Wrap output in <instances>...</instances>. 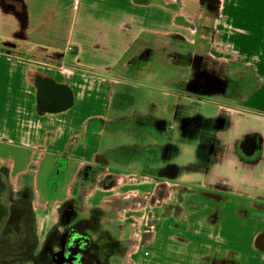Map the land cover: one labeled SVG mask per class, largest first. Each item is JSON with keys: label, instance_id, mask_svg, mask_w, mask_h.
I'll return each instance as SVG.
<instances>
[{"label": "crops", "instance_id": "crops-1", "mask_svg": "<svg viewBox=\"0 0 264 264\" xmlns=\"http://www.w3.org/2000/svg\"><path fill=\"white\" fill-rule=\"evenodd\" d=\"M124 1L127 9L115 14L110 0L103 8L84 11L82 0H0V163H7L14 177L31 171L46 175L60 158L68 159L73 170L99 156L107 159V152L115 149L104 144L116 133L113 122L125 115L112 114L115 95L126 93L131 79L127 65L135 55L130 51L142 38L138 34L150 32L131 33L130 2ZM260 1L256 10V0H217L214 10L202 14V53L208 67L216 70L219 84L201 97L202 109L214 106L198 114L214 122V142L210 147L205 141L200 178L194 184L176 179L174 186L179 188L173 190L165 179L152 176V183L145 177L138 187L129 188L132 183L119 182L123 172L130 171L120 169L113 171L107 195L98 199L101 192L92 193L100 201L127 191L151 203L153 228L159 230L149 248L155 252L153 264H264V0ZM38 50L52 56L44 59ZM170 82L173 92L165 90L164 96L172 106V129L179 127L180 119L196 114L187 102L178 109V82ZM247 139L255 142L252 152L243 147ZM40 191V203L58 198H48L42 183Z\"/></svg>", "mask_w": 264, "mask_h": 264}, {"label": "flooded vegetation", "instance_id": "flooded-vegetation-1", "mask_svg": "<svg viewBox=\"0 0 264 264\" xmlns=\"http://www.w3.org/2000/svg\"><path fill=\"white\" fill-rule=\"evenodd\" d=\"M200 1L202 14L216 8L217 0ZM185 27L198 39L188 40L178 34H170L173 41L176 40V54L172 59L176 65L189 70L192 76L191 82L188 81L183 88L203 96L216 91L219 84L214 68L208 67L207 57L202 53L200 43L206 29L202 23L197 29L192 25ZM192 43H195L197 51L188 48ZM143 51L140 49L138 55H133L127 65V76L131 79L139 77L140 70L153 59ZM127 115L122 117L120 123L123 133L131 134L132 139L142 143L130 142L127 146L118 147L122 149L123 159L126 157L124 153L132 151L134 155L131 158L142 163L145 169L123 174L121 182L138 186L145 181V172L151 176L174 178L178 165L172 160L161 165L170 148L177 147L168 121L150 112L143 116L134 115L133 119L127 118ZM182 124L180 126L179 123L180 131L184 128ZM204 124L199 122L198 126L203 127ZM168 132L167 139L163 138ZM207 132L197 137L201 140L199 147L203 146L204 139L211 136L205 138ZM146 133L160 139L154 144L145 145ZM110 151L113 154L114 150ZM142 154L143 157H140ZM109 163L110 159L99 156L92 163L70 170L68 159H58L54 169L46 174L48 182L44 184L48 198H58L41 203L38 200L43 181L40 183L39 173L31 171L27 175L14 177L9 165L0 163V264H132L130 254L136 253L135 250L131 253L129 237L124 239L115 235L104 215L106 211H112V198L95 201L92 194L95 190L108 192L111 187L114 170ZM154 164L156 167L149 170L147 166ZM95 186L98 189H93ZM125 194L130 195L127 191Z\"/></svg>", "mask_w": 264, "mask_h": 264}, {"label": "rangeland", "instance_id": "rangeland-1", "mask_svg": "<svg viewBox=\"0 0 264 264\" xmlns=\"http://www.w3.org/2000/svg\"><path fill=\"white\" fill-rule=\"evenodd\" d=\"M107 0H82V9H97L103 8ZM131 7L130 11V22L128 23L131 33L137 29H142L143 31H150L139 33L140 38L136 45L131 48V56L133 53L138 55L140 50L139 48L144 49L143 53H148L153 58L149 60V63L140 70L139 77H135L129 80V84L126 89V93L121 96V92H117L115 95V100L112 106V114H128L127 118L133 119L134 115H145V113L150 112L154 113L160 119H165L170 122V116H168L169 110L172 109L170 104L167 105L169 99L164 96V91L173 92L172 85L168 84L173 81L174 84L178 85L176 87L177 92H180V96L177 98L179 108L185 107L186 102L188 105H191L192 108L198 116L199 112L204 109L209 112L214 106L206 104L204 109L205 102L202 100L201 93H195L193 91H188L183 88L188 81L191 82V74L189 70L187 71L182 65H176L172 56L176 54V43L171 38L170 34H178V36H183L188 40H197L198 37H194L191 31H187L185 25L194 26L195 29L199 26V23H202V3L200 0H129ZM260 0H256L258 5H254L256 10L260 9ZM110 10L117 14L122 11L123 7L127 9L126 1L124 0H110L108 4ZM252 6L248 9H252ZM139 10V15L135 14ZM180 11V12H179ZM197 31L194 32L196 35ZM251 36L250 32H247ZM253 37H258L256 32H253ZM170 36V37H169ZM177 37V36H176ZM2 38V37H0ZM188 48L197 51L195 48V43L189 44ZM42 58L45 59L46 56H52V54L45 51H37ZM168 63V64H167ZM170 64V65H169ZM216 71V70H215ZM218 71V70H217ZM186 79V81H183ZM127 85V84H126ZM182 86V87H181ZM117 91L123 90V88H117ZM188 100V101H187ZM189 100H194L189 102ZM162 105V108H161ZM161 108V109H160ZM205 111V112H206ZM185 112V111H184ZM195 116V115H194ZM119 118L114 122V127L111 130L115 129L116 133H110L107 140L104 144H110L118 149H113L114 152L111 154V151H108V159L110 158V168L112 170L125 169L133 172H142L145 169L142 163L134 161L131 156L134 154L132 151L124 153L126 157L122 158V149L120 150L121 145L127 146L130 142L142 143V141H137L136 139L131 138V134H123V131L120 127L122 123V115L118 116ZM180 123V122H177ZM118 129L120 130L119 132ZM110 130V132H111ZM172 134L176 133L177 135L173 136V141L178 148V153L172 159L173 163L177 164V180L180 183L194 184L192 182L197 181L201 175V169L205 162V147L208 143H203V147H198V141L195 139L193 131H189L190 136L183 138L180 133V127L172 128ZM191 130V129H190ZM170 132L164 134L163 138L167 139V136ZM171 134V136H172ZM211 135V132H207L208 138ZM160 138L146 133V139L144 144L152 143L158 141ZM214 138L210 136L207 141L210 144V147L213 145ZM201 141V140H200ZM119 151V152H118ZM143 157V154L140 155ZM104 158H106L104 156ZM132 159V160H131ZM143 158H141L142 160ZM149 170L156 167L154 165L147 166ZM122 172V170H121ZM127 173V172H124ZM146 173V177L154 181V177ZM101 179V178H99ZM127 179V178H126ZM40 183L43 181V186L48 182V175L40 174L39 175ZM166 183L170 184L173 190L178 189L179 186L176 185L174 180L165 179ZM150 182V181H149ZM119 183H122L121 181ZM149 186V185H148ZM46 187V186H44ZM98 186H95L93 189ZM129 188H136V185H130ZM138 187V186H137ZM101 192V191H99ZM101 192L100 196H97L100 199L103 195H107ZM95 197V196H94ZM105 200H108L104 197ZM102 199V200H104ZM113 207L112 211H106L105 216L109 220V228L113 231L115 235L123 236L124 239L129 237L130 250L131 253L135 250L136 255L130 254V260L132 264H139L142 259L146 261L149 260L152 262L155 258V252L152 247L154 233H158L154 226L152 220L154 219L153 208L150 206L147 199L132 197L130 195L122 194L119 192V195L113 197ZM113 212V214H112ZM52 214V213H51ZM159 224V223H158ZM157 224V225H158ZM156 225V226H157ZM155 231H154V230ZM126 237V238H125ZM166 243L169 240L165 241ZM165 246V245H164ZM163 248V246H161ZM174 248L175 244L172 242L170 248ZM165 249V252H168V246ZM169 257L166 256V259ZM140 259V260H139ZM163 260V256L159 257ZM164 263V261H163ZM142 264V262H141Z\"/></svg>", "mask_w": 264, "mask_h": 264}, {"label": "trees", "instance_id": "trees-1", "mask_svg": "<svg viewBox=\"0 0 264 264\" xmlns=\"http://www.w3.org/2000/svg\"><path fill=\"white\" fill-rule=\"evenodd\" d=\"M180 122L183 123L182 126L184 127L180 131V133L183 136V138H187L188 139V136H190L189 131H193L195 129V133H194V135H196L195 139L199 142L200 139L197 138L198 136H202L204 134V132H207V131L212 132L213 131V127H212L213 124L212 123H214V122L209 120V119H207V118L202 117L201 115H198V116L195 115V116H192V117H189V118L187 117V118L182 119V120L180 119ZM199 122H203V124L205 123L204 126L203 127L202 126L199 127L198 126ZM181 123H180V126H181ZM191 123H193V124H191ZM189 128L192 129V130H189ZM196 130H199L201 132L196 131ZM205 141H207V139L203 140L204 144H205ZM198 147H199V143H198ZM177 153H178V148L177 147L170 148V151L167 153L166 157H163L161 165H164L165 163H168L169 161H171ZM155 177L162 178V179H169V180L177 179V175L174 178L168 177V176H163V175H160V176L155 175Z\"/></svg>", "mask_w": 264, "mask_h": 264}, {"label": "water", "instance_id": "water-1", "mask_svg": "<svg viewBox=\"0 0 264 264\" xmlns=\"http://www.w3.org/2000/svg\"><path fill=\"white\" fill-rule=\"evenodd\" d=\"M245 151L252 152L255 149V142L253 140L247 139L243 143Z\"/></svg>", "mask_w": 264, "mask_h": 264}]
</instances>
